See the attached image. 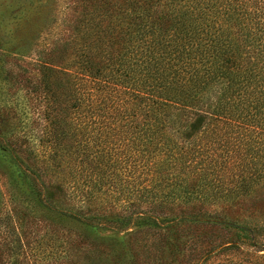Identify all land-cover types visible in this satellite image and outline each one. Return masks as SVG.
<instances>
[{"label": "trees", "instance_id": "trees-1", "mask_svg": "<svg viewBox=\"0 0 264 264\" xmlns=\"http://www.w3.org/2000/svg\"><path fill=\"white\" fill-rule=\"evenodd\" d=\"M73 2L69 33L35 62L11 63L10 82H25L21 111L0 108V123H39L49 207L148 234L133 244L140 264H264V245L211 262L240 247L236 226L209 213L264 181V163L247 159L261 138L264 160V0ZM19 137L0 134V157L22 173L30 151Z\"/></svg>", "mask_w": 264, "mask_h": 264}, {"label": "rangeland", "instance_id": "rangeland-1", "mask_svg": "<svg viewBox=\"0 0 264 264\" xmlns=\"http://www.w3.org/2000/svg\"><path fill=\"white\" fill-rule=\"evenodd\" d=\"M73 17V0H0V108L14 107L21 111L25 103L22 87L25 82L13 85L9 80L11 63L35 62L39 51L52 49L57 38L69 33L68 22ZM3 131L24 132L27 141L21 142L19 137L11 143L23 144L21 147L30 154L20 155L24 166H28V171L22 173L0 157V264H140L133 244L141 238L150 242L148 234L144 238L130 236L132 229H119L117 225L90 228L49 207L55 206L50 203L54 200L53 190L47 180L44 188L39 183L38 122L20 115L1 122L0 134ZM251 144L256 151L252 150L247 159L261 169L263 140L254 139ZM256 187L257 191L247 199L220 203L209 209V213L236 226L233 239L240 247L239 251L230 250L211 262L236 260L245 252L263 250L264 181H258ZM41 190L46 193L44 199ZM62 210L74 212L75 208L64 203ZM257 255H264V251ZM146 256L153 259L154 251ZM162 256L168 259L167 252Z\"/></svg>", "mask_w": 264, "mask_h": 264}]
</instances>
